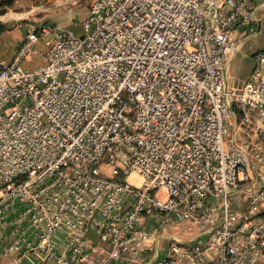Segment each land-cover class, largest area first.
Masks as SVG:
<instances>
[{"label": "built area", "instance_id": "1", "mask_svg": "<svg viewBox=\"0 0 264 264\" xmlns=\"http://www.w3.org/2000/svg\"><path fill=\"white\" fill-rule=\"evenodd\" d=\"M13 7L26 8L9 17L17 20L80 7L81 34L25 19L0 64V255L264 264V48L249 55L243 78L228 74L264 24L260 6L11 0L2 8ZM32 54L41 63L24 69Z\"/></svg>", "mask_w": 264, "mask_h": 264}, {"label": "crops", "instance_id": "2", "mask_svg": "<svg viewBox=\"0 0 264 264\" xmlns=\"http://www.w3.org/2000/svg\"><path fill=\"white\" fill-rule=\"evenodd\" d=\"M254 3L258 4L260 6V12H263L261 10L264 9V0H253ZM69 13V12H67ZM13 14V13H12ZM5 14L3 16H0V23L5 25V30L0 33V64H5L9 62L11 59L12 53L16 47V45L19 43L21 40V37L24 32V23L21 21L17 22V19L14 18H6V17H16L18 14ZM44 17H47V20L53 21L52 18L58 17L57 14H55L52 11H47L44 13ZM6 19H11L13 21H10L11 23H6ZM45 19V20H46ZM38 21V20H37ZM64 29L68 30L66 26H62ZM264 38V24H262L259 28V32L257 35L247 43H245L243 47L246 45H252L257 49H263L264 47H260L259 45L262 42V39ZM37 50L42 49L39 44L36 46ZM240 50V51H241ZM254 50V51H255ZM253 53V52H252ZM248 61H249V56H248ZM41 63V56L37 54H32L29 57L23 59L21 61V66L24 69L31 70L35 67H37ZM249 68H250V61H249ZM151 219H149L150 221ZM91 239H93L92 235H89ZM182 238L187 239L189 238L185 234L181 235ZM161 250L158 251V256H161L163 248H165V241H163V244L161 246ZM147 256H142V260L145 261ZM41 256L40 254L36 252H31L28 254L24 253H18V254H10V255H0V264H38L40 261ZM115 264H123V262L119 261L116 262Z\"/></svg>", "mask_w": 264, "mask_h": 264}, {"label": "rangeland", "instance_id": "3", "mask_svg": "<svg viewBox=\"0 0 264 264\" xmlns=\"http://www.w3.org/2000/svg\"><path fill=\"white\" fill-rule=\"evenodd\" d=\"M10 9V10H9ZM8 10L6 9H1L0 10V16H3L4 13H9L14 15V13H22L26 11V8H19V7H13L9 8ZM80 7H75L72 10H69V13H63L60 11L54 12L55 14L58 15V17L52 18L53 21L47 20V17H44V12H38L36 11L32 13H27L22 15V19L17 20L23 22L25 19H30V20H41L45 21L47 23H53L58 26H66L68 30H70L73 34L75 35H80L81 34V29L79 28V19L81 13L79 12ZM264 12V9L261 10ZM9 18V17H8ZM46 19V20H45ZM6 23H11L10 21H13L11 19H6ZM39 46L43 48L42 42L39 43ZM260 47H264V38L262 39L261 44L259 45ZM256 47L252 45H246L243 47V49L235 54V56L232 58L229 67H228V74L231 77L234 78H243L245 74L249 70V61H248V56L255 50ZM103 172L105 174L108 173V168H104ZM129 180H132L134 182H138L134 176H129Z\"/></svg>", "mask_w": 264, "mask_h": 264}, {"label": "trees", "instance_id": "4", "mask_svg": "<svg viewBox=\"0 0 264 264\" xmlns=\"http://www.w3.org/2000/svg\"><path fill=\"white\" fill-rule=\"evenodd\" d=\"M11 3V0H0V10L3 6L9 5ZM5 30V25L0 23V33Z\"/></svg>", "mask_w": 264, "mask_h": 264}]
</instances>
